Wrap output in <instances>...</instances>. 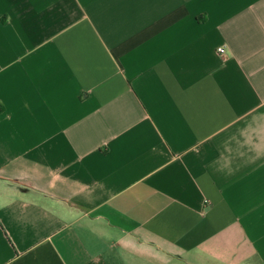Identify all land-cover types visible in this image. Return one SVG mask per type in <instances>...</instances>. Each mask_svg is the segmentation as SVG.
I'll list each match as a JSON object with an SVG mask.
<instances>
[{
	"label": "crops",
	"instance_id": "1",
	"mask_svg": "<svg viewBox=\"0 0 264 264\" xmlns=\"http://www.w3.org/2000/svg\"><path fill=\"white\" fill-rule=\"evenodd\" d=\"M0 264H264V0H0Z\"/></svg>",
	"mask_w": 264,
	"mask_h": 264
},
{
	"label": "built area",
	"instance_id": "2",
	"mask_svg": "<svg viewBox=\"0 0 264 264\" xmlns=\"http://www.w3.org/2000/svg\"><path fill=\"white\" fill-rule=\"evenodd\" d=\"M219 53H222L223 52V48H218L217 50Z\"/></svg>",
	"mask_w": 264,
	"mask_h": 264
}]
</instances>
